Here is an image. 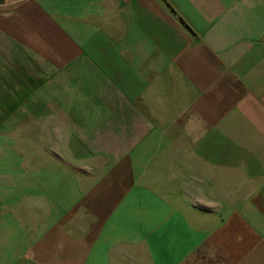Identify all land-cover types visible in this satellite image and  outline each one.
<instances>
[{"label":"crops","instance_id":"0c3cea01","mask_svg":"<svg viewBox=\"0 0 264 264\" xmlns=\"http://www.w3.org/2000/svg\"><path fill=\"white\" fill-rule=\"evenodd\" d=\"M0 121V264H264V0H0Z\"/></svg>","mask_w":264,"mask_h":264},{"label":"rangeland","instance_id":"374dc122","mask_svg":"<svg viewBox=\"0 0 264 264\" xmlns=\"http://www.w3.org/2000/svg\"><path fill=\"white\" fill-rule=\"evenodd\" d=\"M4 123V124H8L7 126L8 127H11L12 126V123H13V121H0V126H1V123ZM6 126V127H7ZM14 138H16V137H14ZM26 154H28V156L30 157V159H31V155H32V152H29V153H26ZM26 159H28V157H26Z\"/></svg>","mask_w":264,"mask_h":264}]
</instances>
